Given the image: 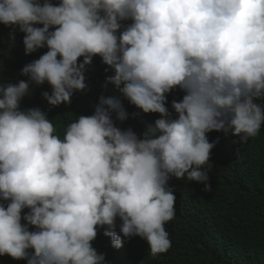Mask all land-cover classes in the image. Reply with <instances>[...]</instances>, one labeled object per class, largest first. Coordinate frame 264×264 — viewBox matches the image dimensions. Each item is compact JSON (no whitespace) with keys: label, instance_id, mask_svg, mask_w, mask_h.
Returning a JSON list of instances; mask_svg holds the SVG:
<instances>
[{"label":"clouds","instance_id":"1","mask_svg":"<svg viewBox=\"0 0 264 264\" xmlns=\"http://www.w3.org/2000/svg\"><path fill=\"white\" fill-rule=\"evenodd\" d=\"M0 24L24 33L25 54L48 49L21 75L50 86L49 106L83 91L85 67L99 56L114 72L106 84L160 116L138 137L113 121L112 113L126 119L120 100L101 97L61 137L39 108L20 110L28 82L0 85V256L103 264L91 244L101 227L113 248L138 236L153 256L165 253L176 199L169 179L210 192L216 141L207 134L244 143L264 123V104L254 102L264 100V0H0ZM177 87L185 94L172 119L166 95Z\"/></svg>","mask_w":264,"mask_h":264},{"label":"trees","instance_id":"2","mask_svg":"<svg viewBox=\"0 0 264 264\" xmlns=\"http://www.w3.org/2000/svg\"><path fill=\"white\" fill-rule=\"evenodd\" d=\"M43 2L40 0L41 4ZM48 2L56 5L59 0ZM130 23L122 21V28ZM23 38L24 33L18 26L0 24V85H14L21 80L28 82L29 93L21 99L20 110L39 108L61 137L75 118L92 115L101 97L120 100L127 116L124 121H118L112 113L113 121L122 130L132 129L138 137L160 118L157 113H142L113 85L106 84L114 72L99 56H94L85 67L87 87L74 92L70 103L49 106L42 93L50 94V86L46 82L35 85L21 75L25 65L39 59L48 49L44 47L25 54ZM82 60L83 57L78 58V63ZM184 94L177 87L166 95L165 106L172 119L176 118V113L171 104L173 100L179 102ZM254 102L264 104V100ZM207 137L209 142L216 141L208 161L211 165L208 183L212 190L204 192L202 183L188 181L186 177L179 180L172 177L168 181L176 197L174 217L164 225L171 247L153 256L140 237L122 236V246L113 248L110 237L103 235L105 229L101 227L91 244L104 256L103 264H264V123L258 134L244 143L224 132H210ZM0 203L7 202L0 200ZM28 211L24 209L21 216ZM21 223H25L23 219ZM120 223L117 218L118 233ZM29 231L35 228L29 226ZM0 264H27V261L3 255Z\"/></svg>","mask_w":264,"mask_h":264}]
</instances>
